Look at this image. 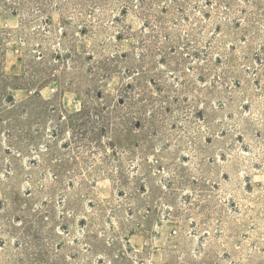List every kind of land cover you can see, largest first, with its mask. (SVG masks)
<instances>
[{
	"label": "rangeland",
	"instance_id": "1",
	"mask_svg": "<svg viewBox=\"0 0 264 264\" xmlns=\"http://www.w3.org/2000/svg\"><path fill=\"white\" fill-rule=\"evenodd\" d=\"M7 1L15 102L116 97L131 72L108 59L129 53L159 114L1 123L0 264H264V0Z\"/></svg>",
	"mask_w": 264,
	"mask_h": 264
},
{
	"label": "trees",
	"instance_id": "2",
	"mask_svg": "<svg viewBox=\"0 0 264 264\" xmlns=\"http://www.w3.org/2000/svg\"><path fill=\"white\" fill-rule=\"evenodd\" d=\"M14 2L15 0H13V3ZM10 6H12V4H10V2L7 0H0V11L10 8ZM2 52V39H0V124L7 122L25 128V125L29 124L32 119L44 118L45 116H48L49 113L54 112L55 109L52 108L53 104L51 100H43L41 98H26L25 100H22L18 103L14 101L13 95L9 92V90L12 88L22 87L18 85H9L8 82L13 79H24V83L29 84L30 82L27 80L29 78V70L27 68L29 66V62L24 64L23 71L20 75L9 76L2 68ZM77 57L78 58H76L75 61L82 62L79 61V54ZM83 58L86 59V57ZM108 60L114 62V64L119 62L126 63L125 71L127 73L131 72V74H128L127 76L130 81L121 85L117 91L116 97L109 93L105 94L102 91H96L93 96L92 93L94 88L89 91L87 90V93L90 92V95L86 94L87 99L80 104L81 108L78 112L66 114L61 110L59 111V108H57L58 110L57 112L55 110L54 114H57V118L60 120L61 125L69 126L71 130H73L71 133L74 132V134H76V131L79 129L81 130L82 135L92 132L96 128L92 121V113H94L96 117L102 119V121L105 123H108L112 128L119 123L122 126L130 124L133 129L137 127L136 129L141 130L142 124L136 125V121H142L144 125L145 122L148 125H152L155 122V117L157 114H159V112L153 108V98L147 95L146 91H144L142 87V82L140 81V78L143 77L147 71H141V69L134 71L132 66V56L129 53H123L122 55L113 54ZM111 67L115 66H108L107 69H110ZM89 68V71H91L93 74H96V72L101 69L99 65H91ZM103 71L105 72V69H103ZM138 74H140V77H134ZM31 75L32 74L30 73V76ZM137 90H141L143 93H140ZM37 95L39 96L38 93H36V96ZM137 95L141 96L145 102L137 99ZM95 100L103 101L99 104L101 105V108H105L107 111L105 112L98 109L95 103L93 104ZM148 108H150L154 113V116L151 120L143 118V115ZM96 111H99V113ZM115 119H118V122H115ZM86 123L87 126H85ZM116 130L117 127L114 129V131ZM76 136L77 135H75V137ZM115 144L117 146L116 142ZM146 147L147 146H144V144L140 145V151H144ZM121 148L123 149V147ZM123 150L120 152H124ZM118 194L121 196L123 193L118 192Z\"/></svg>",
	"mask_w": 264,
	"mask_h": 264
}]
</instances>
